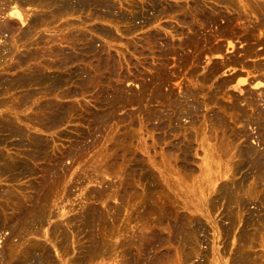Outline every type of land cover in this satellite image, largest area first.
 <instances>
[{
    "label": "bare ground",
    "instance_id": "1",
    "mask_svg": "<svg viewBox=\"0 0 264 264\" xmlns=\"http://www.w3.org/2000/svg\"><path fill=\"white\" fill-rule=\"evenodd\" d=\"M139 1L0 0V14L7 12L21 22L25 6L32 10L30 15L25 13L28 22L20 32L14 19L0 22V35L7 34L12 41L0 48V182L13 183L5 184L6 189L0 183V232L8 229L10 237L20 239L38 236L52 217V208L68 196L71 162L93 159L91 173L97 178L91 179L98 186L87 190L76 216L56 212L63 220L53 223L47 235L54 239L61 261L56 262L53 251L41 240L30 239L22 246L5 238L8 247L4 245L7 249L0 253V264H186L194 257L205 260L209 249L212 259L207 264H220V252L229 243L233 258L225 264H264V0ZM77 14H86L90 21L124 23L125 34L149 27L143 46L162 56L160 74L168 55L180 54L174 58L186 63L185 49L197 61L191 66L199 65L204 53L217 56L218 61L202 76L192 67L188 74L194 84L185 86V93L184 87L179 94L170 87L164 93L161 78L154 82L147 89L149 95L168 112L145 114V95L122 88L126 80L123 62L131 61L123 53L117 59L93 37L108 39L112 31L95 24L90 29L93 35L71 34L74 22L69 18ZM42 31L67 34L45 38ZM211 38L221 42L207 48ZM18 44L31 46L19 50ZM218 76L224 77L219 78L214 94L200 101L202 84ZM77 91L91 94L93 106L85 107L86 114L82 103L57 99L71 98ZM130 105L137 106L140 122L133 114L118 113ZM203 108L207 112L200 116ZM79 112L84 114L79 120L86 122V132L75 134L71 150L62 152L51 140L30 132H55L78 119ZM184 118L189 119V126L184 125ZM123 125L127 131L120 133ZM135 126L161 133L157 140L153 136L156 145L165 146H160L163 169L159 173L152 169L153 159L150 163L138 156L144 148L136 143ZM65 133L58 137L68 138ZM198 148L203 153L199 163ZM86 152L92 156H82ZM35 165H42L40 171ZM116 167L117 181L109 179L104 186L99 177ZM87 177L92 183L91 175ZM24 178H31L28 184L13 188ZM94 202L100 206H93ZM199 209L214 232L206 251L201 247L208 244V229L200 218L190 215ZM216 237L223 244L219 252L214 246Z\"/></svg>",
    "mask_w": 264,
    "mask_h": 264
},
{
    "label": "rangeland",
    "instance_id": "2",
    "mask_svg": "<svg viewBox=\"0 0 264 264\" xmlns=\"http://www.w3.org/2000/svg\"><path fill=\"white\" fill-rule=\"evenodd\" d=\"M131 1L134 2V3H139L140 2L139 0H136V1L135 0H131ZM194 1L195 2H209L211 0H169V2L171 4H174V3L188 4L190 2L192 4ZM31 11L32 10H30L29 7L25 6V12L23 11V15H22V18L24 19L23 22H21L20 18H18V17H10L8 15L9 13H7V12L5 14H0V22H4L7 19H14L15 22H16V28H17L16 30H17V32H20V31L25 29V27L27 25V22H28V17H29L28 15L31 14ZM25 13L28 14L27 15L28 17L25 16ZM85 17H86V14H82V15L81 14H77V15H74V16L70 17L69 19L72 20V22H74V24L71 26V31H69V32H72L71 34H76V33L80 32V31H82V32H86L88 35H93V33L92 34L90 33V29H91V27L93 25H95V24L99 25L100 24V25H104L105 27H109V29L112 31L114 37L113 36L112 37H108V39L107 38L98 37L96 35H93V37L96 39V44L97 45H102V46L105 45L106 47H108L109 50H111L112 54L115 55L117 59L120 58L119 54L123 53V55L126 57V61H128V62L131 61L129 64L132 66V68H131V66L129 64H127V62H123L124 63L123 67H125V68H123V69H125V70H123V74H125L124 77H125L126 80L123 81L122 88L125 89L126 91L128 90L129 93L130 92L131 93H136V94L143 93L145 95V97H144V108H145L144 113L145 114L147 112L150 113L151 111H158V112H163L164 111L165 113L168 112V111H166V110H168V108L165 105H161L159 100H154L155 98L151 97L149 95L150 91L147 90L149 86H151L154 82H156L160 78H161L160 80L163 82V85H162L161 89H162V91L164 93H166L168 90H170V88L173 89L174 93H178L179 94L181 92V90L185 93L186 89L188 88V86L191 85V83L194 84L192 82L193 80L189 78L191 75L188 74V71H190V69L192 67H194V66H191V65L192 64L195 65V62H197V61L192 60L193 57H189V56H192L191 55V50H189V49H185L184 50V55L188 56L189 60L187 62H189V63H187V62L185 63L183 61H182L183 63L180 62L181 61L180 58L178 60L175 59V58H178L180 56V54H173V55L171 54V55H168L167 57H164L163 59L166 58V61L168 63L166 62L165 65H163V67L166 66V67H164L165 71L163 70V72H161V74H160V72L157 71V69H158V67L161 64L162 56H159V57L155 56L153 54V52L151 53L149 48L143 46L144 43H143V39L142 38H144L148 34L149 27H145L142 30L140 28V30L135 31V33H132V34H125L123 32V30L125 29L124 28V23H117V25H111V24H108V23L99 22L97 20H91L90 21V20H88V18H85ZM168 22L174 24V20L171 19V18H168ZM59 23H61V22H59ZM115 26L118 27V29ZM156 26L157 25L155 24L153 27H156ZM40 34H41L42 37H45V38H51L50 37L51 35L55 36V38H56V35L57 36L60 35V36L57 37V38H59V37H63L64 35H66L67 31H63L62 33H61V31L60 32L59 31L52 32V33H50L49 31H42V32H40ZM209 34H211V32H209ZM9 39L10 38L7 36V34L0 35V48L3 46V43H5V41L6 42H12L11 40L9 41ZM217 42H221V39L213 40V38H211L210 41L207 44V48L212 46L213 44H216ZM129 43H130L131 46L129 45ZM222 44H223L224 48H227V43L226 42L222 41ZM30 46L31 45L23 46V45L18 44L19 50H25V48H30ZM236 46L240 47L241 45L236 43ZM135 49L137 50V53H134ZM228 52H230V51H228ZM138 53H140V54H138ZM142 53H143V55H142ZM228 54H230V53H228ZM174 55H175V58H174ZM152 57H153V59H152ZM144 58H146V60ZM217 61H218V57L215 56V55L206 54V53H204V55L201 54L200 55L199 65H196V67H194L196 69L195 71H197V74H200V76H202L204 73H206L207 68L213 62H217ZM87 62H88V60H86V63ZM151 64L152 65L154 64L153 66H155L156 68L155 67L153 68V66H151ZM184 64L185 65L188 64V65L185 66ZM2 65H3V63H2V61L0 59V67ZM129 68H130V70H129ZM127 71H128V73H127ZM129 73H131V74L129 75ZM162 73H163V75H162ZM223 77L224 76H220V77L218 76V78L214 77L211 80L205 82V84H202L203 85L202 88L204 87L206 90L204 88L202 89V92H201V94L199 96V98H200L199 100L202 101L204 96H206V99H207V97H210L211 94H214V91H215L214 88H216L218 81L220 82L219 78H223ZM181 83H183V84H181ZM76 84H78V83H76ZM144 84L147 86L146 88H145ZM70 85H72V84H69L68 86H70ZM75 86L76 85H73V87H75ZM185 86L187 88H185ZM182 87H184L185 89L184 88L181 89ZM76 90H80V89L76 88ZM60 91L62 92L63 89H61ZM80 91L79 92L77 91V95L79 94V96L74 95L71 98H60V97H57V99H58V101L63 102V103H71V102L79 103V104L82 103L83 109L86 106L87 107L89 106L90 108L89 107L88 108L92 109L91 107L93 106L92 105L93 103L91 102V99H92L91 98V94L90 93L80 92ZM203 91H205V92H203ZM249 91H251V90H249ZM210 92H212V93H210ZM231 92L234 93V94L238 93L237 91H234V90H232ZM218 97H221V96L217 95L216 98H218ZM149 99H151L150 100L151 102L149 101ZM148 102H150V103H148ZM135 106L136 105L127 106L125 109L118 110V113L120 115H122L124 113L133 114L135 121L136 122H140L141 118H140V116L137 113V110H136L137 106L136 107ZM161 106H164V107H161ZM209 107H212L213 109L216 108L214 106V104L212 106L210 104ZM86 108L84 110L82 109L83 113L86 112ZM205 109L206 108H203L204 112H202V109H201V112L199 113L200 116L201 115L203 116L207 112ZM82 112L78 113L80 116H78V114H77L78 119H76V120L74 119L75 121L72 120V122H66L65 124L60 126L55 132H35L33 130H30V132L31 133H35V134H37V135H39V136H41V137H43L45 139L51 140L54 143V145H56V147L62 152L71 150L76 145L77 138H76L75 134L79 133L80 131L83 132V133L86 132L85 131L86 130V124H85L86 122L84 123L82 120L81 121L79 120V119H81L80 117H82L84 115ZM114 114L115 113H113V115ZM184 119H182V121L185 122L184 125L189 126V123H188L189 119L188 118H184ZM187 120H188V122H187ZM201 120H202V118H201ZM186 122H187V124H186ZM77 126L79 127L80 130L78 129ZM76 127H77V129H76ZM126 128L127 127H125L123 125L121 127V129H125V130L121 131V129H120V133L126 132L127 131ZM134 128L136 130H138V139L136 138V140H137L136 143L138 144V146H140V148H142V147L144 148V150H140L138 152V156L140 154V156H142L140 159L144 158L145 160L150 161V163H153V160H154V164H151L153 168L152 167L151 168L153 169V171L155 173H159V170L163 169L161 164H159L161 162V154H160V152L162 151L160 146H162V147H165V146L157 144L159 146L158 147L155 144V142L157 140V137H159L161 133L160 132H150V131L145 132L146 131L145 128H144L145 131H143V130L140 131L137 126H135ZM66 131L68 133L67 134L68 138L67 137L66 138L65 137H63V138L62 137H58L59 134H61L62 132L65 133ZM71 135H73L72 137H74V138L70 137ZM153 136H154V138L156 137L155 138L156 140H154ZM152 139H153V141H152ZM169 139H172V138H169ZM89 142H90V140L87 143H89ZM85 144H86V142L83 143V145H85ZM151 145H152V147L154 145L153 148H155V146H156L155 150L153 148H150ZM80 146H82V144ZM100 149L102 150V148H100ZM151 149H153V150H151ZM101 150H100V152H101ZM149 150H151V151H149ZM197 150H198V154L199 155L196 157V161L199 163V159L202 157L203 153H202V150L200 148H198ZM11 151L13 152L14 150H11ZM98 151H99V149L96 150V152H98ZM199 151H200V153H199ZM87 152H91V151H87ZM87 152H86V154L84 153L82 156H92V153H91V155H88ZM155 155H156V157L158 159H156ZM88 159L89 158H86L85 161L87 162ZM155 159L156 160L160 159V160H159V162L157 161V163H156ZM80 160L77 161V162H71L72 169L71 170L69 169L71 171V173H69V175H73V176H72V179L70 177L68 178V180H70L68 185L70 187L69 189H70L71 192L70 191H69L70 193L68 192V194H67L68 196H66L67 199L65 198L66 200L63 198L64 201H62V203L60 205L58 204L59 203V201H58L57 205L52 208V210H53L52 212H54L52 214V217L50 218L48 223L46 225H44L42 229H40V231H42L43 233L39 232L40 235L38 234V236H34V235L29 234V235H26V236H24L23 238L20 239V237H16L15 235H12L13 238H12V236L10 237V235H11L10 231H8V229H5V230L1 231L2 233L0 232L1 233L0 234V253L4 249H7V247H8L7 246L8 244L7 245L4 244L5 238L12 239L10 241L8 240L11 244H16L17 243V244H22V246L24 244L26 245V242H27V244L29 242L31 243V240L33 239L32 241L36 240V242H37L38 240H41L43 243L48 245L50 250L53 251L52 255L54 256V259L56 260L57 263H58V261L62 260L61 257H59L60 253H58L57 248L53 244L54 243V239L51 240V238H49V236L47 235L48 233H50L52 231V229H53L52 225H54L53 223L63 220V218H60V217L56 216V212L58 211L60 214H62V215L65 214L66 215V213L69 211V213L66 215V217L68 215L70 217H72L73 215L76 216L80 212V208H81L80 205L82 206V204L85 202V200L83 201V199H84V196H86V194H88L87 192L91 191L92 187H93V189H94V187L98 188V186H96L95 183H93L94 182L93 180L95 178H97V177H95L91 173L92 165L94 164L93 161H92L93 159L90 160V161L88 160L89 163L88 162L84 163V161L80 162ZM64 162H65V164L69 165L70 164V159L66 158L64 160ZM194 165L196 166L197 164H194ZM34 167L37 170L40 171L42 165H35ZM117 167L119 168V165ZM117 167H116L115 170H113L114 172H110V173L106 172V174L104 173L105 175L101 174L102 176L99 177V178H101V180H102V177H103V180L105 181L104 182V186H106V184L108 182L110 183L109 179H112V180L114 179L113 180L114 182L117 181V179L115 178L116 177L115 171L117 172V169H118ZM93 170H94V168H93ZM111 173H113L112 176H111ZM38 175H40V173H38ZM76 175H78V176L76 177ZM88 175L89 176L91 175L90 179L94 177V179H91L92 181L90 180L92 183L88 182V180H89V177H87ZM83 177H86V178H83ZM81 178H82V181L80 180ZM29 179H31V178H24V179L18 181L16 183L17 186L14 185L13 188H17L18 185H26V184H28L27 181H29ZM0 183H1L2 187H3V189L7 188L5 184H10V185L13 184V183H5V181H1ZM82 183H83V185H82ZM117 184L118 183H115L114 186H117ZM189 184H191V183L189 182ZM79 185H80V187H79ZM80 199H82V200H80ZM80 201H81V204H79ZM61 206L63 208L61 210H58L59 207H61ZM93 206L99 207L100 203L97 202ZM250 207H254V206L250 205ZM180 211H182V213H184V212L188 213V211L186 209H180L179 212ZM262 211L264 212V209H262ZM190 215L192 217L194 216V217L200 218L204 222V224L206 225L205 228L207 227L206 229H208V231L205 229L207 231V235L210 236V237L207 236L208 244H206V245L201 247V248H204L205 251H206L207 247L210 245V242L212 240V235H214V232L212 230V225L209 222H207L206 218L203 216V213H202L201 209L196 210L195 212H190ZM218 215H219L218 213L214 214L215 217H217ZM41 234H42V236H41ZM14 239H16V240H14ZM17 240H19V241H17ZM9 242H7V243H9ZM4 245H6L7 247L4 246ZM214 246H215V249L218 250V252L223 247V244L221 243L220 239H218L217 237L215 239ZM227 246H230V247L228 248ZM227 246H225L227 250L224 248L225 250L223 249L220 252V259H219L220 260V264H225L226 262H229L228 260H230L231 257L233 258V252H232L233 247H232V245L230 243L227 244ZM1 248H2V250H1ZM209 250L206 252V254H207L206 257H205L206 262L204 260V257H202V258L194 257V259H191V261H188V263H186V264H197V263H201V262H205L207 264V262L212 259ZM222 253H223V255H222L223 257L221 256ZM73 255L74 254L71 253L70 255L66 256V258H70Z\"/></svg>",
    "mask_w": 264,
    "mask_h": 264
}]
</instances>
